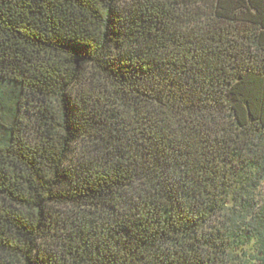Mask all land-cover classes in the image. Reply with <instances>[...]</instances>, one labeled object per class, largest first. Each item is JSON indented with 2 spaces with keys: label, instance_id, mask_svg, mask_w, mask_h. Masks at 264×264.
<instances>
[{
  "label": "trees",
  "instance_id": "obj_1",
  "mask_svg": "<svg viewBox=\"0 0 264 264\" xmlns=\"http://www.w3.org/2000/svg\"><path fill=\"white\" fill-rule=\"evenodd\" d=\"M0 264H264V0H0Z\"/></svg>",
  "mask_w": 264,
  "mask_h": 264
}]
</instances>
